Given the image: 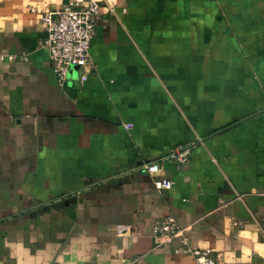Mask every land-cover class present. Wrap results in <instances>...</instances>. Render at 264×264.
<instances>
[{"label":"crops","instance_id":"obj_1","mask_svg":"<svg viewBox=\"0 0 264 264\" xmlns=\"http://www.w3.org/2000/svg\"><path fill=\"white\" fill-rule=\"evenodd\" d=\"M62 4L0 0V264H196L167 215L264 263V0H101L88 78L60 85L41 13Z\"/></svg>","mask_w":264,"mask_h":264},{"label":"built area","instance_id":"obj_2","mask_svg":"<svg viewBox=\"0 0 264 264\" xmlns=\"http://www.w3.org/2000/svg\"><path fill=\"white\" fill-rule=\"evenodd\" d=\"M100 9L101 0H63L60 8H46L42 11L41 20L46 30L43 45L49 50L53 70L60 85H64L69 80L74 65L83 69L81 80L85 81L88 78L90 48L96 34ZM31 11L35 12L36 8L31 7ZM113 11L111 8V12ZM187 155L188 150L178 148L170 154V157L176 159L180 165H184L187 162ZM144 167L154 177L153 184L156 189L172 188L174 184L172 180L155 177L161 169L159 163H148ZM156 228L166 242L178 238L180 245L177 247V252L190 255L196 264H237L218 259L211 249L193 246L187 235V229L180 225L173 215L165 216L157 223Z\"/></svg>","mask_w":264,"mask_h":264},{"label":"water","instance_id":"obj_3","mask_svg":"<svg viewBox=\"0 0 264 264\" xmlns=\"http://www.w3.org/2000/svg\"><path fill=\"white\" fill-rule=\"evenodd\" d=\"M73 67H74V68H77V65H74Z\"/></svg>","mask_w":264,"mask_h":264}]
</instances>
